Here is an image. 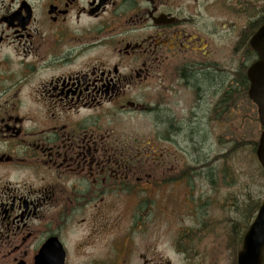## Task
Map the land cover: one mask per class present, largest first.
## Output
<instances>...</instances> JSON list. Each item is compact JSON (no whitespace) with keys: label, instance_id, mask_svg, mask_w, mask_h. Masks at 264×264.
Segmentation results:
<instances>
[{"label":"flooded vegetation","instance_id":"flooded-vegetation-1","mask_svg":"<svg viewBox=\"0 0 264 264\" xmlns=\"http://www.w3.org/2000/svg\"><path fill=\"white\" fill-rule=\"evenodd\" d=\"M253 1L0 0V264H130L136 247L152 264L130 238L153 196L214 182L210 154L184 157L247 100Z\"/></svg>","mask_w":264,"mask_h":264},{"label":"rangeland","instance_id":"rangeland-1","mask_svg":"<svg viewBox=\"0 0 264 264\" xmlns=\"http://www.w3.org/2000/svg\"><path fill=\"white\" fill-rule=\"evenodd\" d=\"M247 13L253 19L250 29L264 18V0H254ZM228 35L233 39V33ZM241 103L238 101L230 110L224 133L223 127L216 126V134H221L208 142L209 147L201 146L199 155L195 151L194 160L184 157L185 165L202 164L210 154L214 182L207 187V181L199 179L192 187L183 185L153 196L149 230L144 236L130 238L137 246L150 243L147 258L152 264H237L241 246L236 238L244 227L240 214L247 212L246 206L264 200V172L254 154V144L262 132L258 109L248 98ZM145 121L143 116L135 119V128L147 124ZM197 156L199 160H195ZM130 212L122 203L120 216L124 218V213L127 217ZM127 228L121 220V231ZM140 254L144 256L142 248L136 247L130 264L142 263L138 261Z\"/></svg>","mask_w":264,"mask_h":264},{"label":"water","instance_id":"water-1","mask_svg":"<svg viewBox=\"0 0 264 264\" xmlns=\"http://www.w3.org/2000/svg\"><path fill=\"white\" fill-rule=\"evenodd\" d=\"M251 46L257 53V61L248 71L250 81L249 98L258 106L263 131L259 140L257 157L264 169V26L254 35ZM57 264H63V255L55 253ZM238 264H264V202L258 215L249 228L238 255Z\"/></svg>","mask_w":264,"mask_h":264},{"label":"trees","instance_id":"trees-1","mask_svg":"<svg viewBox=\"0 0 264 264\" xmlns=\"http://www.w3.org/2000/svg\"><path fill=\"white\" fill-rule=\"evenodd\" d=\"M263 22H264V20H263ZM256 150H257V144H254V154L256 153ZM263 176H264V174H263ZM260 206H261V203H260V202L255 203L254 206H253V205H248V206H246V211H247V212H246V213L243 212L242 215L240 214V218H241V220H242L240 223H241L242 225H244V227L242 228V230H241V232H240V237H239V238H236V237H235V238L238 239V240H236V239L234 238V240L238 241L239 246H241V244H242V242H243L244 235H245V233L247 232V230H248L250 224H251L252 221H253L252 218H253V219L255 218V216H256V214H257V212H258ZM251 212H252V214H253L252 217L250 216ZM245 217H247V219L244 221ZM248 219H249V220H248ZM247 220H248V222L245 224L244 222H246ZM250 220H252V221H250ZM237 225H238V224H235V225H234L233 230H235V229L237 228Z\"/></svg>","mask_w":264,"mask_h":264}]
</instances>
